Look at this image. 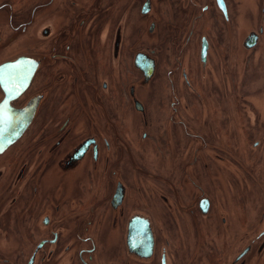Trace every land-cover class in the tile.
<instances>
[{
	"label": "flooded vegetation",
	"instance_id": "af4514ba",
	"mask_svg": "<svg viewBox=\"0 0 264 264\" xmlns=\"http://www.w3.org/2000/svg\"><path fill=\"white\" fill-rule=\"evenodd\" d=\"M179 1L180 5L174 3V17L168 22L167 0H51L40 4L35 0L33 8L26 6V0H0V26L8 27L7 31L0 29V44L8 41L10 48L19 43L15 54L12 51L10 55H0V66L21 58L40 64L27 92L12 104L21 110L40 99L35 120L22 140L0 156V186L7 184L19 190V199L11 200V207L5 209L9 212L2 217L11 231L0 235L8 246L0 248V264H173L171 238L178 236L174 229L181 221L177 212L188 216L192 225L184 226L181 221L182 229L188 231L189 224L191 231L184 233L185 239L181 235L178 240L183 264H187V251H195L197 241L218 240V218L221 227L227 228L229 218L220 217L223 212L214 205L206 174L220 184V167L215 165L220 151L232 157V145L237 143L238 153L245 157L248 141L255 147L262 143L264 99H257L262 81L254 78L248 66L243 71L242 65L250 62L249 56L262 55V0L257 28L247 35L241 32L244 38L238 46L243 56L236 59L233 0H222L224 4L220 0ZM257 1L245 0V4L255 8ZM146 5L150 12L143 15ZM158 5L164 9L162 16L167 28H173L172 33L181 31L184 25L185 31L191 30L178 45L171 47V40L166 43L171 50L167 56L162 55L160 45L135 48L126 37L135 22L133 16H152ZM244 9L250 15L254 12L245 5ZM209 12L223 22L217 30L225 32V39H217L211 29H200L198 36L192 31L203 26L197 24ZM47 15L49 22L43 24L40 16ZM108 16L116 17L111 34ZM156 30L157 22L150 20L149 36H154ZM85 31H90V39H82ZM104 34L107 40L101 39ZM36 38L39 43L25 46ZM140 54L155 65L149 82L136 66ZM161 62L166 65L159 79ZM239 69L245 73L241 81L236 78ZM249 85L256 89L246 87ZM140 91L148 92L150 107L160 114L145 122L148 133L141 138L134 136V116L146 118ZM5 98L0 87V104ZM187 112L193 113V119H187ZM234 112L240 114L236 123ZM236 127L238 134H244L240 142L234 138ZM226 140V148H221L219 145ZM139 146L147 166L143 182L138 176ZM161 146L166 153L160 151ZM4 159L5 165L1 162ZM188 170H195L197 178L188 173L187 182ZM49 175L54 176L44 187L40 176ZM189 185L199 192L196 195L200 194L191 205L183 196ZM55 189L59 190L56 196L52 195ZM157 192L161 195L157 196ZM171 192H176L177 197H171ZM20 205L23 212L16 215ZM34 206L38 215L28 218ZM263 213L258 233L251 231L247 218H243V234L234 232L224 239L233 241L239 236L241 246L228 264H264ZM192 217L199 220L197 227ZM135 219L143 222H136L130 231ZM105 222L104 228H109L113 236L109 239V232L107 238L102 234ZM98 225L99 231L92 234L91 229L98 230ZM188 240L196 242L190 241L189 248ZM204 247L207 248L205 242L200 249ZM225 247L223 244L222 250ZM209 252L216 255L218 262L222 256L225 261L216 249ZM244 253L246 256L241 258ZM205 256L214 260V256Z\"/></svg>",
	"mask_w": 264,
	"mask_h": 264
},
{
	"label": "rangeland",
	"instance_id": "374dc122",
	"mask_svg": "<svg viewBox=\"0 0 264 264\" xmlns=\"http://www.w3.org/2000/svg\"><path fill=\"white\" fill-rule=\"evenodd\" d=\"M21 1L22 3L25 2V0H16V2ZM39 3H49L51 0H38ZM143 0H140V3H142ZM83 2V1H82ZM234 2V17H233V23H234V35H233V39L235 41L233 50H234V59H236V57L238 55L243 56L241 53V51L239 52V46H238V42L244 38V36H241V32L243 31L245 34L247 35V32L249 30L252 29H256L257 27V22L260 16H259V8H260V0L257 1V7L253 8V6L251 4L246 5L245 4V0H233ZM35 0H26L25 4L26 6L29 7H34L35 6ZM174 3L177 5H180V1L179 0H167V4H169V15H168V22L172 21L173 17H174V11L176 9V7L174 6ZM244 5L249 9V11H254L251 15L247 11L244 9ZM264 1L262 0V29H264ZM50 12V11H49ZM164 12V9L161 5H158V9H156V11L153 13V15L148 16V17H142L140 14L138 15V17H136L135 15L133 16V19H135V22H132L130 28L127 30V41H129L135 48H140L142 46H146V47H152L153 45H155L156 47L160 45V48L163 49V56H167V55H171L170 51L167 47L166 43H169V40H171V47H173L174 45H178L181 40L183 39H187V36H189L190 31L191 30H186V26L184 25L183 28H181V31L179 30H174V33H172V29L173 28H167V22L165 19H163L162 13ZM51 15V14H49ZM49 15L42 17L40 16V21L44 24V23H48L49 22ZM259 16V17H258ZM154 17V19H153ZM176 19L177 16L175 15ZM48 18V19H47ZM108 19H110V28H109V33H112V29H111V24L114 25V21L116 19V17L114 16H108ZM138 18V19H137ZM132 19V20H133ZM0 20H2V17H0ZM112 20V23H111ZM137 20V21H136ZM150 20H154L157 22V30L154 34V36L150 37L149 36V30H150ZM211 21V25H209V22ZM208 22V23H207ZM223 22L219 19L218 16H215L214 13L209 12L208 14H206L204 16V18L198 22V26H202L200 28H197L196 30L192 29V31H195L196 35L198 36V31L200 29H206L209 30L211 29V31L213 33L216 34L217 39H225V32L224 34H222L219 30L220 29L217 25L218 24H222ZM245 24L246 26L243 27ZM38 25V24H37ZM177 25H180L177 24ZM212 25H216L215 27H212ZM173 26V25H172ZM3 26H0L1 30H8V27L5 26L4 28H2ZM169 27V26H168ZM243 28H246V30L244 31ZM185 29V30H184ZM90 31H85L84 36L82 37V39H90L87 36V33H89ZM94 32V31H93ZM264 34V33H263ZM3 36L4 37H8V34L6 32H3ZM10 39V37H9ZM99 39V37H96L95 40ZM101 39L103 40H107V36L104 34L103 37H101ZM200 39V38H198ZM227 39H230V32L227 35ZM35 42H26L25 46H29V45H33L35 43H39L38 38H36L35 40H33ZM262 55L261 54H256V55H251L249 56L250 58V62L246 63H242V65H244V70H246L245 66L249 67V72H252L255 79H257V81H262V92L261 95L257 96V99H259L262 96V99H264V36L262 38ZM8 45V41H5L3 44H0L1 48L4 49L3 53L0 52V55H4V52L7 55H10V52L15 51L14 54L19 51V43L16 42L15 44H13L10 48ZM182 46V45H181ZM7 47V48H6ZM0 48V51H2ZM159 48V47H158ZM193 51V50H191ZM261 52V51H260ZM134 58L136 54H133ZM7 56H4L3 58H6ZM162 61V60H160ZM246 64V65H245ZM165 63L161 62V70L160 73L158 75L159 79H162L163 75H164V67H165ZM236 65V64H235ZM237 71H241L240 75H236V78H240V81L245 78V73L242 72V70H237ZM251 75H248L247 77H249ZM259 79V80H258ZM237 82V80H236ZM247 82H249L247 80ZM249 84V83H248ZM240 87H242V85L240 84ZM246 87H253L251 85L246 86ZM255 88V85L254 87ZM256 89V88H255ZM263 93V94H262ZM139 96L144 100L145 103V108H146V118L136 115L137 118H135L134 116V120L136 121V133L134 136H138V137H142L144 133H148L147 132V126L145 127V122H150V120H154V118H156V115H160L159 113H157V111H155L152 107H150L149 102H148V92L147 91H140L139 92ZM262 107L264 108V105H262ZM166 114L168 115V110H165ZM156 112V114H155ZM243 112V111H242ZM246 113V112H245ZM262 113V122H264V110L261 111ZM245 115V114H243ZM259 114L257 113V116ZM187 119H193V113L191 112H187L186 113ZM240 114L234 112V122H238ZM247 119V115L245 117ZM264 125V123H263ZM238 130L239 128H235V135L234 138L237 140V142H240L239 137L241 136L242 138V134L240 131L238 134ZM261 136V135H260ZM262 143L260 144V146L255 147L256 145L254 143H249V141L246 143L247 147H244V154L245 157H242V155L240 156V154L238 153V149L236 148V145L240 146V144L234 143V146L232 145V150L234 152V154H232V157L229 154H225V152H223L221 154V151L218 154V161H215V165L217 168V164L219 165V176H218V180L220 179L221 183H216L215 181H213V176H211V174H206L207 183H210V186L212 187V189H208L210 193H212V195L214 196V205L215 207H219L218 210L220 212H223L222 215H220V217H227L229 218L228 224H227V228L223 229V227H221L220 225V221L218 218V240H199L197 241L196 244V249L195 251L192 249H188V254H189V260L187 264H228L232 258L236 255V253L240 250L241 246H240V241H239V236H236L234 238L233 241H229V240H224L225 238H227L228 236H230L232 233H236V232H240L242 235V230L244 229V225L242 222L243 218H247V221L250 225V229L251 231H255V232H259V230L262 228V224H260L259 222L262 221V213L264 212V186L262 184V181L264 183V135L262 134ZM259 138H256L255 141H258ZM139 140V138L137 139ZM228 140H226L224 142V144L222 143L221 145H219L221 148L225 147L226 148V144H227ZM254 144V145H253ZM259 145V141L258 144ZM193 149H196V146L193 147ZM160 151L165 152L164 147L161 146ZM19 152V151H18ZM141 152H143V150L141 149V146H139V155H138V176L140 178V181L143 182L144 178H147V176L144 174L143 169H147V166L145 165V161L144 158H141ZM249 156H248V155ZM227 158H229L227 160V162L225 161ZM251 158V159H250ZM164 160H162L163 162ZM1 162H4L5 165V159ZM183 160H182V164H183ZM187 167H190L187 166ZM203 167L199 166V169H201ZM191 169V168H189ZM56 172V169H53ZM143 173V174H142ZM188 173L191 175L193 178H197V175L195 174V170H188L187 171V179L186 181L188 182V180L190 179ZM31 174V173H30ZM226 176V178H224V176ZM54 175H49L47 177H42L40 176V178L42 179V183L45 187L46 183H49L50 180L52 179ZM57 179H59V176H57ZM198 180V179H196ZM199 183L201 182V184L203 183L201 180H198ZM111 184L113 183V181H109ZM218 184V186H216L215 184ZM109 183H106L107 185H111ZM200 184V185H201ZM204 186H206L207 184L204 183L202 184ZM203 186V187H204ZM142 187V186H141ZM234 187H236L235 189H233ZM49 188V187H46ZM207 188V187H206ZM205 187L203 188L206 192L208 191ZM48 191V189H46ZM233 190V191H232ZM59 190L55 189L53 190V194L54 196L57 195V192ZM248 192H250V194H248ZM193 185H189L186 192L183 194V196L185 197L186 204H195L198 196H200V194ZM157 194V196H160L161 193L157 192L155 193ZM176 192H171V197H173L174 195H176ZM202 195H204V192H202ZM180 196V195H179ZM31 197V196H30ZM177 197V195L175 196ZM14 199H19V190L14 187L11 189L10 185L6 184V187H2L0 186V235H2L3 232H10L11 230L8 228V225L6 223H4V221L2 220L3 215L5 214V212H9L7 211L8 208L11 207V200ZM135 200H132V202H134ZM44 202V201H43ZM98 205H100V199H99V203ZM159 205V204H158ZM22 206L20 205L19 207L16 208V211L14 212L16 215H21V213L23 212L22 210ZM25 207V206H24ZM91 211H93V207ZM7 209V210H5ZM100 209V208H99ZM75 210V209H74ZM174 210L177 212L178 208L174 207ZM29 217L28 218H32L33 216H37L38 213L36 211L35 206L31 208L30 212L28 213ZM264 214V213H263ZM90 215H92L90 213ZM108 215V214H107ZM181 216V221L183 222L184 226L189 223V217L181 214L180 212H177V217ZM94 218V216H93ZM92 218V219H93ZM198 218H201L200 216H198ZM192 219L194 220V223L197 227V225H199V220L192 217ZM107 220L109 221V218L107 217ZM179 220V218H178ZM181 221L179 220L178 223H176L175 225V231L178 233V236L173 235L171 238V259H172V263L173 264H183L182 261V256L180 253V245L178 243V240L180 241L181 239V235L183 237V239H185V234L190 233L191 231V226H189L188 224V231H185L184 229H182L181 227ZM106 224L103 223L102 226ZM109 224H107L108 226ZM205 224L203 223L202 226H204ZM194 226V225H193ZM96 227V226H95ZM105 226H103L104 228ZM165 227V226H164ZM195 227V226H194ZM195 227V229H197ZM82 228V225H81ZM102 228V229H103ZM99 225H98V230L96 228H92V234H96L97 231H99ZM233 229V230H231ZM109 232V237H113L110 234L109 228H104L102 230V234L104 238L106 237V233ZM252 233V232H251ZM5 237H7V235H4ZM115 236V234H114ZM247 238V236H243V238ZM190 241L194 244L196 241L195 240H188V247L190 248ZM206 243L207 248L204 247V250H201L200 247L202 246L203 243ZM210 242H212V244H210ZM231 242V243H228ZM213 243H217L214 245V247L212 246ZM223 244H226L227 247H225V250H222V246ZM8 246H5L3 243V240L0 239V248H5ZM216 249L217 253L216 254H223L225 261L222 262L223 256L221 257L220 262H218L216 255L214 253L209 252L210 249ZM232 249V250H231ZM223 251V252H222ZM209 254L210 258L212 256H214V260L209 261L208 257H206L205 255Z\"/></svg>",
	"mask_w": 264,
	"mask_h": 264
},
{
	"label": "water",
	"instance_id": "95a60500",
	"mask_svg": "<svg viewBox=\"0 0 264 264\" xmlns=\"http://www.w3.org/2000/svg\"><path fill=\"white\" fill-rule=\"evenodd\" d=\"M149 12L150 9L146 5L143 15H147ZM205 56L206 53L204 52V59ZM39 66L40 64L37 62H31L25 58L0 66V87L6 95L5 100L0 104V156L22 140L35 120L40 99L34 100L21 110L13 108L12 104L27 92L38 72ZM136 66L145 74L146 82H149L153 76L154 62L149 60L147 56L140 54L136 58ZM81 155H83V151ZM138 221L143 222L141 219H135L131 224L130 231ZM129 246L130 248L132 247L131 241ZM149 249L153 250L152 238ZM246 254L244 253L241 258L246 256Z\"/></svg>",
	"mask_w": 264,
	"mask_h": 264
}]
</instances>
